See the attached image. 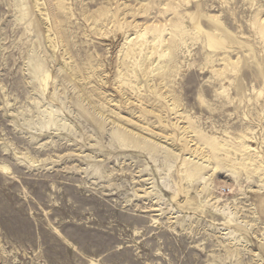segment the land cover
<instances>
[{"label":"rangeland","instance_id":"obj_1","mask_svg":"<svg viewBox=\"0 0 264 264\" xmlns=\"http://www.w3.org/2000/svg\"><path fill=\"white\" fill-rule=\"evenodd\" d=\"M259 18L0 0V264H264Z\"/></svg>","mask_w":264,"mask_h":264},{"label":"bare ground","instance_id":"obj_2","mask_svg":"<svg viewBox=\"0 0 264 264\" xmlns=\"http://www.w3.org/2000/svg\"><path fill=\"white\" fill-rule=\"evenodd\" d=\"M24 12V11H23ZM258 23L259 24H261V25H263L264 24V19L262 20L261 18H259V20H258ZM166 29V28H165ZM173 29V28H172ZM155 33H157V32H155ZM159 33V32H158ZM138 34V33H137ZM140 34V33H139ZM138 34V35H139ZM145 34V33H144ZM144 34H140L139 35V37H144ZM159 34H161V33H159ZM173 35V34H172ZM160 36V35H159ZM137 38H138V36H137ZM155 38V37H154ZM157 38V37H156ZM155 38V39H156ZM154 40V39H153ZM215 41L217 42V40L215 39ZM139 43H137L138 44V46H136V44L135 45H133L132 43V45H130L129 47H128V49H127V53H126V55L127 56H131L132 54H135L139 49H140V46L144 43V41L142 40L141 42L140 41H138ZM156 42V41H155ZM163 43L165 44V47L166 46H168L169 45V41L167 42V40L165 39L164 41H163ZM155 45V44H154ZM42 73V72H41ZM44 74H45V72H43ZM47 74V73H46ZM48 76V75H47ZM39 77V76H38ZM43 80V79H42ZM40 82H41V79H40ZM46 82V81H45ZM209 139V138H208ZM207 140V139H206ZM217 141V140H216ZM207 145L209 144V146L211 145V146H214V145H217V149L219 148V146H220V144L219 143H217V142H214V141H212V140H208L207 142ZM222 144V143H221ZM206 145V146H207ZM223 145H224V142H223ZM224 147H225V145H224ZM204 149V148H203ZM220 149V148H219ZM223 149V148H222ZM194 150V149H193ZM192 151V150H191ZM197 151V150H196ZM199 151V150H198ZM193 152V151H192ZM198 153V152H197ZM200 153H202V152H200ZM210 153V152H209ZM196 154V153H195ZM204 154H206V153H204ZM202 155H203V153H202ZM210 155V154H209ZM208 155V156H209ZM252 156V155H251ZM213 157V156H212ZM190 158V157H189ZM202 158H204V157H202ZM249 158V157H248ZM209 159V158H208ZM210 160H211V158H210ZM215 160H216V158H215ZM248 160V159H247ZM193 161H195L194 159H193ZM205 162V161H204ZM207 162V161H206ZM211 163H212V161H211ZM198 164H199V162H198ZM214 164H216L215 162H214ZM211 165V164H210ZM216 166V165H215ZM206 167H208V166H206ZM0 169L1 170H8V167L7 166H4V165H1L0 164ZM193 169V168H192ZM195 170V169H194ZM216 170V169H215ZM9 171V170H8ZM193 171V170H192ZM262 202H263V200H262ZM264 203V202H263Z\"/></svg>","mask_w":264,"mask_h":264}]
</instances>
